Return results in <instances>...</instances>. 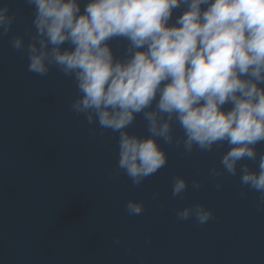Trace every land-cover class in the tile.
I'll return each instance as SVG.
<instances>
[{
	"label": "clouds",
	"instance_id": "1",
	"mask_svg": "<svg viewBox=\"0 0 264 264\" xmlns=\"http://www.w3.org/2000/svg\"><path fill=\"white\" fill-rule=\"evenodd\" d=\"M34 33L14 36L11 46L26 53L27 70L45 77L55 67L76 83L71 110L103 134H118V161L110 176L128 177L136 187L168 161L162 145L208 152L227 144L222 175H239L244 189L259 194L264 211V0H25ZM17 20L0 2V37ZM127 42L117 56L113 39ZM231 105L230 108H225ZM147 135L130 133L137 115ZM173 123L183 131L173 132ZM257 164L253 169L249 163ZM193 189L202 182L192 181ZM188 182L177 176L172 196L184 197ZM129 216L143 202L125 204ZM178 221L205 225L213 211L203 204L177 210ZM119 237L114 243L119 244Z\"/></svg>",
	"mask_w": 264,
	"mask_h": 264
},
{
	"label": "water",
	"instance_id": "2",
	"mask_svg": "<svg viewBox=\"0 0 264 264\" xmlns=\"http://www.w3.org/2000/svg\"><path fill=\"white\" fill-rule=\"evenodd\" d=\"M0 2L17 14L0 37V264H264L259 194L244 189L241 197L239 175H222L218 190L209 175L227 144L191 153L162 145L167 164L136 187L123 173L110 176L118 134H101L71 110L79 95L73 78L55 67L45 77L27 70L26 53L16 52L11 39L24 36L27 43L34 33L32 8L25 0ZM110 44L124 55L126 41ZM128 131L147 135L142 114ZM173 132L183 135L175 123ZM257 150L264 152V144ZM177 176L188 182L182 199L172 196ZM129 200L143 202L144 212L129 216ZM193 204L212 209L213 218L202 226L178 221L177 210Z\"/></svg>",
	"mask_w": 264,
	"mask_h": 264
}]
</instances>
